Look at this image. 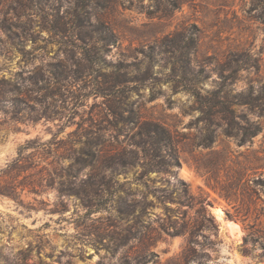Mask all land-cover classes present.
I'll use <instances>...</instances> for the list:
<instances>
[{"label":"rangeland","instance_id":"1","mask_svg":"<svg viewBox=\"0 0 264 264\" xmlns=\"http://www.w3.org/2000/svg\"><path fill=\"white\" fill-rule=\"evenodd\" d=\"M99 21L112 43L94 33ZM113 86L127 97L118 107L170 130L180 162L174 175H150L175 203L150 196L155 207L124 222L114 203L88 207L94 169L82 151L84 129L108 115ZM262 86L264 0H0V171L27 142L48 143L24 153L33 168L20 180L47 185L22 193L34 209L0 196L1 263L264 264V113L241 105ZM215 98L234 115L218 112ZM255 124L259 134L244 135ZM119 128L107 146L127 147L137 131ZM135 179L118 177L131 182L127 192L140 189ZM179 200L191 207L177 211ZM216 207L241 227L239 238Z\"/></svg>","mask_w":264,"mask_h":264},{"label":"trees","instance_id":"2","mask_svg":"<svg viewBox=\"0 0 264 264\" xmlns=\"http://www.w3.org/2000/svg\"><path fill=\"white\" fill-rule=\"evenodd\" d=\"M94 28V33L100 37V41L112 43L116 37L114 32L108 28L107 30L109 31L106 34L103 30L104 25L100 21L95 24ZM51 67L50 73L54 76L56 82L59 83L62 81L60 77L64 75V72L55 69L56 65ZM118 87L113 86L107 90L108 115L99 120L92 119L90 126L84 129L86 140L83 142L82 151L87 157L91 158V165H93L94 169L89 182L93 201L90 202L88 207H93L97 203V208L95 209L97 211L102 204L114 203L118 220L124 222L135 216L147 215L148 211L155 207L154 201L149 200L150 196H153L161 204L175 203L169 196L158 195L165 191L155 186V180H151L150 175L152 173L174 175L180 167V162L175 155L173 135L164 124L156 120H144L132 108L125 110L118 107L120 98H127ZM190 91L203 104L204 98L200 97V94L194 90L190 89ZM213 101L215 103L214 106L216 105L219 109L218 112L224 113L227 111L230 115H234L230 108L227 107V110H225L224 106L227 104L224 99L215 98ZM213 101L209 102V106L212 109H214V106L211 105ZM245 104H253L261 113H264V86H262L261 93L257 98L250 102L244 101L241 103V105ZM124 113H128V117H124ZM230 115H226L225 118L228 123L231 122ZM110 116L113 117V121L108 119ZM120 125L123 127H135L137 131L129 138L127 147L116 148L107 146V134L113 130L120 134L123 131V128H119ZM260 131V126L255 124L249 130L244 128V135L253 138ZM47 144L40 143L38 139H34L20 147L17 158L7 166L6 170L0 171V196L8 197L27 209H34L24 203L21 198L22 193L26 188H29V193L40 195L46 191L47 185H44L45 180L43 177L30 184L20 180L23 172L33 168V163L27 166L28 157H25L24 153L30 148L36 150L45 148L48 146ZM129 172H133L134 176H136L134 181L138 182L140 189L138 187L134 191L127 192L125 191V186L131 184V182L120 183L118 181L120 175H127ZM5 177H8V179H4ZM57 177L61 178L62 176L57 174ZM50 179L51 182L54 181L53 178ZM150 182L153 186L150 185ZM179 183L183 187L184 195H187V184L182 180ZM64 186V182L59 183L58 189L60 193H64ZM137 195H140L139 199ZM205 202L206 200L203 199L199 203L207 206L208 203L204 204ZM177 203L179 206L177 211H180L181 208L191 207L190 203L183 200H179ZM166 209H169L168 206ZM178 233H182V230ZM26 258H28V253L23 256V260ZM0 264H2L1 260Z\"/></svg>","mask_w":264,"mask_h":264},{"label":"bare ground","instance_id":"3","mask_svg":"<svg viewBox=\"0 0 264 264\" xmlns=\"http://www.w3.org/2000/svg\"><path fill=\"white\" fill-rule=\"evenodd\" d=\"M182 173L186 179L190 177V175L184 169L182 170ZM213 211L216 220L223 223L224 228L229 232L230 235L235 238H239L242 235L241 227L238 224L225 220V214L222 208L216 207L213 209Z\"/></svg>","mask_w":264,"mask_h":264},{"label":"water","instance_id":"4","mask_svg":"<svg viewBox=\"0 0 264 264\" xmlns=\"http://www.w3.org/2000/svg\"><path fill=\"white\" fill-rule=\"evenodd\" d=\"M180 171L182 170V168L179 169Z\"/></svg>","mask_w":264,"mask_h":264}]
</instances>
